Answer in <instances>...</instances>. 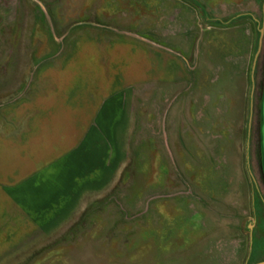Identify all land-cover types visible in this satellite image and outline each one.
Masks as SVG:
<instances>
[{"label": "rangeland", "instance_id": "374dc122", "mask_svg": "<svg viewBox=\"0 0 264 264\" xmlns=\"http://www.w3.org/2000/svg\"><path fill=\"white\" fill-rule=\"evenodd\" d=\"M52 90L76 150L29 177ZM263 261L264 0H0V264Z\"/></svg>", "mask_w": 264, "mask_h": 264}, {"label": "crops", "instance_id": "0c3cea01", "mask_svg": "<svg viewBox=\"0 0 264 264\" xmlns=\"http://www.w3.org/2000/svg\"><path fill=\"white\" fill-rule=\"evenodd\" d=\"M43 97L46 99L39 106L42 109L40 129H29L20 137L19 153L23 157H20L21 160H19L29 162L31 165L30 172L27 173L29 177L44 162V155H52L53 158L49 161L58 162L64 157H69L71 152L76 150L74 132L76 124L74 121L71 122V94L52 90L45 92ZM8 137L9 135L5 136V138ZM4 142L6 145V141ZM17 143L14 140L13 148L18 145ZM22 144H26L27 147Z\"/></svg>", "mask_w": 264, "mask_h": 264}, {"label": "trees", "instance_id": "16d2710c", "mask_svg": "<svg viewBox=\"0 0 264 264\" xmlns=\"http://www.w3.org/2000/svg\"><path fill=\"white\" fill-rule=\"evenodd\" d=\"M239 136H241V135H239ZM239 136H238V139H239ZM240 140H241V138H240ZM236 146H238V145L236 144ZM246 196H247V199L250 196L249 188L247 187V185H246ZM250 205H251V201H250ZM241 210H240V213H238V215H241ZM257 228H258V225H257ZM256 243H257V241H256V238H255L254 233H253L251 240H250V244L248 246L250 248V250L248 251V249L244 248V250H242V252H240V255H238V257L244 259V261L252 260L254 258V256L256 255V253L258 252L257 251L258 245H257V249L255 250Z\"/></svg>", "mask_w": 264, "mask_h": 264}, {"label": "water", "instance_id": "95a60500", "mask_svg": "<svg viewBox=\"0 0 264 264\" xmlns=\"http://www.w3.org/2000/svg\"><path fill=\"white\" fill-rule=\"evenodd\" d=\"M257 264H264V261L263 262H260V263H257Z\"/></svg>", "mask_w": 264, "mask_h": 264}]
</instances>
